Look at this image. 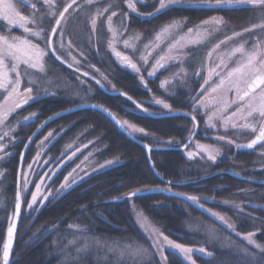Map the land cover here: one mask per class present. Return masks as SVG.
<instances>
[{
	"label": "trees",
	"instance_id": "trees-1",
	"mask_svg": "<svg viewBox=\"0 0 264 264\" xmlns=\"http://www.w3.org/2000/svg\"><path fill=\"white\" fill-rule=\"evenodd\" d=\"M122 4L123 2L120 0L119 9L125 11L126 7ZM191 8L175 10L171 17L165 16V19L158 17L157 20H152L131 17L129 31L142 33L143 38L149 41L159 27L173 19L184 20L186 18L188 20L187 26L195 27L202 20L217 14L227 18L225 21L229 23L230 30L233 31H243L253 21L251 16L253 10H239L240 13L237 11L227 12V15L220 10ZM254 12L256 15V11ZM83 32L87 34L90 29L85 27ZM101 34L104 33L101 32ZM100 36L99 33L91 36L95 43L94 49H97L98 54L91 51V54H87L88 59H85L86 61L79 67L82 71H88L100 79L97 73L88 67L89 64H94L96 68L100 69V72L108 76L111 84H114L118 90L127 92L135 101L147 108L148 112L136 108V105L127 100L126 97L113 95L112 93L116 92L112 91L111 85L107 81L102 80L105 88H100L94 80L82 77L83 80L87 81L84 84L87 86L81 88L79 81L76 80L78 74L65 65L60 66L59 72L55 67L50 68V79L59 82L54 83L55 87H59L62 82L74 86L76 91H79V95L89 100L87 104H103L118 118L127 119L140 127H144L150 135L143 136L137 133L132 136L151 146V159L148 160L146 150L139 143L120 131L99 110H82L52 123L46 130L57 129L58 138L56 147L48 154L57 158L61 152L64 154L66 145L77 139L87 147L83 146L78 148L79 151L75 150L74 158L80 159L91 148L93 142H97L102 148L100 159L103 161L105 156V160H116L118 163L86 176L72 189L67 190L62 195H56L37 214L35 212L30 215H22L10 264H64V257L60 253L59 247H62L68 239L72 238L73 232H77L75 228H69V225H80L87 229L88 236L94 235L109 241L125 239L128 242L138 241L145 246L144 233L136 222L133 202L115 198L137 187L167 188V181H172V192L146 191L140 198H134V203L153 226L158 227L170 239L192 247L194 250L193 258L196 259L197 264H250V258H246L237 251L241 247L248 248L250 252L256 251L255 254L259 259L258 249L248 245L242 236L250 231L255 232L254 239L256 242L264 245V197L261 195L264 193V186H261L257 191L260 193V197L256 198L253 196L257 195V192L251 194L248 192L252 188L256 189L252 184L231 177L227 173L215 174V171L222 166H230L233 162L248 168L252 158L251 152L244 153L247 154L244 156L240 153L233 156L234 152L231 150L226 154V160L214 165L191 161L186 158L184 152L176 149L180 146L175 143V141H179L181 144L187 143L189 131L192 129L191 118L179 115L157 119L152 116L168 113L167 110L153 102V96L166 99L173 106L175 113L182 114L190 110L189 94L198 90L201 84V78L191 75L197 67L192 65L187 67L189 70L187 85L176 83L175 87L170 88V91L175 93L174 95L166 94L164 89L160 87L161 79L165 76L164 73L158 79L149 78L144 74L148 82V88H145L137 74L121 68L115 62L112 52L109 49L106 50L104 45L99 44L97 38ZM70 37H72L71 34ZM85 38H88V35ZM88 45H85V50H88ZM196 53L197 55L200 54L199 51H194L189 59L196 58ZM74 54L77 56V53ZM55 63L60 64L54 58L49 62L51 67ZM175 70L176 68H173L171 71ZM89 87L92 89L91 92L87 91ZM148 89H151V92ZM72 94L74 93L66 96L59 90L48 91L46 98L42 100L43 111L47 114L44 119L47 120L48 117L60 112L82 106L83 104L73 101ZM197 119L199 124L203 125V117L198 116ZM40 122L43 123V120ZM36 127V125L30 127L29 132L25 135H22V132H18L19 135L16 134V137L22 139L14 156V163L4 168L6 171L5 184H3L5 204L2 210L6 206L4 211L6 214L0 211V253H2L3 243L6 241V233L12 215L19 172V154ZM169 139H172L174 143L167 144L166 141ZM35 151L36 144L29 150L27 157L29 161L35 157ZM72 153L73 151L66 153V161L69 156H72ZM150 162L155 165V169L151 167ZM77 165L79 164L77 163ZM228 169L232 170L229 167ZM71 171V168H63L62 173H59V180ZM175 192L200 197L205 208H211L229 220H238V216L243 218V222L233 223L235 231L227 230V234L233 238L235 243L231 248L234 249L232 253H229V250L224 248L220 242L214 243V240L205 235L206 227L212 228L218 233L219 231L216 229H223L222 223L208 212L197 207L192 201L184 199V196L173 195L172 193ZM225 201L229 203H225ZM248 203L251 204L248 205ZM252 203L254 204L252 205ZM238 204L244 208L243 212L236 207ZM237 231L241 233V236L236 235ZM67 234H69L68 237ZM199 247H205L208 251L213 252V256L199 253ZM165 255L167 256L166 262L155 260L153 264H188L174 250L167 251ZM113 259L114 257L109 253L106 264H112ZM1 263L2 261H0ZM80 264L86 263L80 262Z\"/></svg>",
	"mask_w": 264,
	"mask_h": 264
},
{
	"label": "snow or ice",
	"instance_id": "snow-or-ice-1",
	"mask_svg": "<svg viewBox=\"0 0 264 264\" xmlns=\"http://www.w3.org/2000/svg\"><path fill=\"white\" fill-rule=\"evenodd\" d=\"M122 2L126 5L128 11L119 9L118 0H111V2H107L106 6H97L95 8L93 6L99 5L100 0H83L82 3L78 2V0H62V6L58 0H42V2L41 0H35V2L33 0H0V161L11 155V152H6L5 149L8 148V143H14L16 139L12 134L17 131V127L8 123L9 118L18 109L28 105L30 101L38 99L40 92L48 94L49 87L54 83H59L50 79L49 62L53 58L61 65H66L78 74L76 80L79 81L81 88L87 83L82 77L94 80L95 84L99 85L100 88H105L102 80L107 81L111 85L113 92L132 101L136 108L141 111L148 112L147 108L135 101L127 92L118 90L114 84H111L108 76L100 72V69L96 68L94 64H89L88 67L100 72L102 79L96 78L95 75L88 71L81 70L79 67L81 61L72 54V40H68L67 46L64 43L65 26L68 18L73 13L79 12L82 15H86L91 34L88 44L92 47L95 46V43L91 36L97 34L98 22L103 19L106 23L107 31L110 33L107 40V48L122 67L130 69L138 75L140 82L145 88H148V82L143 74L144 70H146L147 77L151 78L156 77L161 70L167 71L170 67H175L176 70L161 79L160 82V87L164 89L166 94L174 95L175 93L171 92L169 88V86L175 87L174 81L187 85L189 70L185 66L186 53L184 50L189 46H198L210 41L215 33L222 30L226 21L222 16H212L202 20L195 27H187L186 18H184L183 22L173 19L159 27L154 32L152 39L143 44V51H141L139 60H137L117 48V45L122 43L125 49H132L135 52L137 49L134 42L138 43L142 39V33L125 36L130 30V13H135L138 16L153 17L175 6L201 9L251 6L252 8L264 10V0H154V10L147 13L140 12L137 7L143 0H122ZM38 4H40V7L37 6ZM18 5L30 8L31 13L25 14ZM113 18H119V23L114 24ZM46 24L49 25L48 28L45 27ZM257 29L264 33V20L244 28L242 32L234 31L232 35L218 39L207 51L205 63L202 66H198L191 73L192 76L199 77L203 81L198 90L189 94L190 110L182 113L184 116L191 118L192 129L189 131L187 143L181 144L179 141H175L177 146L187 149L186 155L189 160L199 156L201 159L206 158L208 161L215 163L221 153L220 142L234 145L237 149H254L257 145L264 149V36L257 35L251 39V43L249 39H243L244 33H251ZM53 37L57 38L58 46L53 42ZM237 38L242 39L237 40ZM229 42L233 43L230 44ZM153 52H157V56L149 67V57L152 56ZM80 55L88 59L83 51H80ZM214 55L215 60H213ZM201 73L206 74L202 76ZM148 90L151 92V89ZM87 91L91 92V87ZM77 95H79V91H77ZM153 102L156 105H160L167 112L175 114L173 106L166 99L153 96ZM82 106L98 109L106 113L116 125L130 136L137 133L143 136L150 135L144 127H140L127 119L118 118L114 112L103 104L93 103ZM35 116V112L29 113V115L23 117V121H17V124L28 122ZM198 116L205 117L204 124L206 128L216 131L213 139L217 143L205 144L199 140H193L196 129L199 126ZM49 119H52V117H49ZM40 127H43V124ZM245 132L251 133L252 138L247 143H238V134ZM229 133H232V135ZM50 137H53L52 131H49L43 140L40 141L38 149ZM5 138H7L8 143L3 142ZM31 142V137H29V143ZM166 143L173 144L174 141L169 139ZM192 143H195V151L189 148ZM84 146L87 147V145ZM24 147L27 149L28 145L25 144ZM70 147L71 144L66 145L65 150ZM144 147L151 153L152 148L149 144H145ZM76 151H79V149H76ZM75 154L76 152L73 151L72 156H75ZM260 154L264 156V151H261ZM41 155L42 152L38 150L32 161L26 162L24 153H20L21 166L27 163L30 174L35 175L40 182L34 184L35 191L31 192V200L23 199L19 189L16 192L14 209L7 229V239L3 243L2 253H0L2 264H9L14 233L17 221L21 216L22 206H26V210L29 211L39 210L37 207L38 200L40 201V206H42L44 201H48L49 197H53L51 189L48 190L46 195L42 193V187H47L44 183V177L48 176V172H44L41 175L33 171V167L39 162ZM61 155H63V152H61ZM72 156H69L68 159L71 160ZM84 160H88V156H85ZM83 162L81 161V163ZM44 163L47 164L48 160H45ZM113 163V160H107L100 164L99 168H104ZM76 167L79 168L80 165ZM153 169H155V165H153ZM75 172L76 168H73L71 172L63 177L59 188L56 189L57 196L62 195L77 183L73 176ZM156 174L159 175V173ZM20 175L24 176L23 190L28 191L30 183L27 179L28 174L21 173ZM52 175H56V172H53ZM3 176L4 171L0 170V178H3ZM166 183L168 185L167 188L137 187L115 198L133 202L136 222L144 230L147 239L151 241L150 247H145L138 241L128 242L126 239L109 241L94 235L88 236L87 229L82 228L80 225H69V228L76 229L77 234H74L72 240H68L62 247H59V251L64 257V264H79L93 249L97 252L104 249V259H107L110 253L114 257L112 264H153V257L156 255H159L162 262H166L167 256L164 254L166 249L179 253L188 264H197L196 259L193 258L194 250L192 247L170 239L158 227L151 225L148 222V218L136 208L134 203V198H140L146 191L172 192V181H167ZM172 194L184 196L186 200L192 201L197 207L208 212L216 220L235 231L234 225L230 223L229 219L211 208H205L200 197L180 192ZM225 203L229 202L225 201ZM236 207L241 212L244 211L241 205L238 204ZM205 230L210 238H216L214 229L206 227ZM236 235L241 236V233L237 231ZM255 235V232L250 231L243 235L242 239L247 241L248 245L258 249L259 254H264V245L256 242L254 239ZM237 251L246 258H250V264H264V255H260L258 259L257 254H253L246 247L238 248ZM73 252L75 255H72ZM198 252L213 256V252L208 251L205 247H199Z\"/></svg>",
	"mask_w": 264,
	"mask_h": 264
},
{
	"label": "flooded vegetation",
	"instance_id": "flooded-vegetation-1",
	"mask_svg": "<svg viewBox=\"0 0 264 264\" xmlns=\"http://www.w3.org/2000/svg\"><path fill=\"white\" fill-rule=\"evenodd\" d=\"M119 1L120 0H118V2ZM33 2H35V0H33ZM41 2H42V0H41ZM58 2L61 3V6H62V0H58ZM78 2L82 3L83 0H78ZM107 2H111V0H100L99 5H94L93 8H95L97 6L104 7V6L107 5ZM122 5H124V4H122ZM37 6L40 7V4H38ZM124 6L126 7V5H124ZM154 6H155L154 0H143L142 3H139L137 5L138 10L140 12H142V13H147V12L153 11L154 10ZM18 7L25 14H30L31 13V9L28 8V7H25L23 5H18ZM194 8H196V7H194ZM181 9H192V8L191 7H188V6H175L173 8L167 9V10H165V11H163V12H161V13L153 16V17H148L146 15L145 16H138L135 13H130V21H129V23L132 20L131 17H134V18L140 17L141 19H152V20H154V19L157 20L156 18H158V17L160 19H165V16H170L171 17L172 14L175 13V10H181ZM196 9H200V8H196ZM230 9L231 10L232 9H236V10H246V9L247 10H253L252 11V14H251L252 19H253V21L251 22V25L256 20L264 17V10H261V9H258V8H252L251 6H235V7H232V8H220V9H211V10H220V11H222V10H229L230 11ZM125 11H128L127 7H126V10ZM254 11H256V15H254L255 14ZM70 12H71V10H70ZM73 15H74V17L71 16V18H73V24H75V23L78 22L79 18L77 17V13H73ZM214 16L219 17V15H217V14L214 15ZM180 21L183 22V20H180ZM187 23H188V20H187ZM45 27L48 28L49 25L46 24ZM228 28L230 30V27H228ZM73 29H74L73 36L74 35H77V31H76L75 27H73V26H72V29H71V34H72ZM102 32L106 35L105 29H102ZM233 32L234 31L231 30V31H228V33H225V34L224 33H220L219 35H232ZM128 33L131 34V35L136 34V33L131 32V31H129ZM16 34H19V33H16ZM262 34L263 33L260 32V34H257V35H260L261 36ZM142 38H143V36H142ZM55 39H56V37H53V41ZM144 40H146V39H144ZM118 50L124 51L127 54L133 56L135 59L139 60V58L136 57L135 53L133 51H131V50H123V49H119V48H118ZM199 53H201V52H199ZM72 54L74 56H76L74 53H72ZM112 56H113L115 62L121 68H123L125 70H128V71H131L130 69H127V68L122 67L120 65V63L117 61L116 57L113 54H112ZM188 59H189V57L187 59H185V66L188 67V68L191 65L192 66H195V67H198V66H202L204 64L203 63V56L200 55V54L198 56H196V58H194V59H191V60H188ZM60 66H61V64L58 65V64L55 63L51 67V64H50V68L55 67V69L58 70V72L61 70V67ZM65 67H67V66L65 65ZM173 68H175V67H173ZM162 73H164V75L166 74L165 71L162 72ZM162 73L157 74L156 77H151V78L152 79H158L161 76ZM202 82L203 81H201V83ZM176 83H180V82H178V81L174 82V84H176ZM180 85H183V84L180 83ZM169 88H172V86H170ZM46 96H47L46 93L40 92L38 94V99H36L34 101H30L28 105H25L22 109H18L17 112L14 113L13 116L9 118L8 123L9 124H12V125H16L17 131L12 134L16 138L15 141H14V143H8V140L7 139H5V141H3L4 143H8V148H6L5 151L6 152H11V155L6 156L3 161H0V169L4 171L3 178H0L1 179L0 182L3 181L2 182V185L5 184L4 181H5V176H6V173H5L6 171L4 170V168H5V166H10L11 164L13 165V163H14V156L16 155V151H17V149H18V147L20 145L21 139H22L21 137L20 138L19 137H16V134H18V132H22V135H25V134H27L29 132L30 127L32 128L33 126L37 125L40 120H43V122H44V120L46 121V119H44V118L46 117L47 114L43 111V106L44 105H43V102H42V100L45 99ZM32 112H35L36 113V116L34 118H32L28 122H22V123L17 124V121H23V117L26 116V115H29V113H32ZM165 114H172V113H169L168 112V113H164V114H160V115H165ZM152 116H158V115H152ZM204 119H205V117H203V120ZM41 124H42V122H40L37 125V127L35 128V130ZM200 127L203 128V132H204V130H205L204 129L205 128L204 121H203V125L199 124V126H198L199 132L200 133H203L202 131H200L201 130ZM46 129L42 132V134L38 137V139L33 143V145L36 144V146H37V144H40V141L43 140V138L47 135V133L49 131H52L53 132V137H50L49 140L45 142L46 145H45V147L43 149L44 154L41 155L39 162L37 164H35V168L33 170H35V172L40 173L41 175H43L44 172H48V176H45L44 177V183H45V185H47V187H44L45 188L44 194H45V192L47 194L48 190L51 189L53 191V197H55L56 196V189L59 188V184L63 180V178H61L59 180V178H58L59 173L61 172V170L63 168H66V169H68V168H71V169L76 168V172L73 173V176L75 175L77 177V175H78V169L79 168H77L76 166H77V161L79 160V158H74L75 156H72V159L71 160L68 159L66 161L65 160L66 159V154L65 155L64 154L63 155L60 154L57 158H55L54 156L48 154V153L51 152V150H53L56 147V143H57L58 136H57V129H51V130H46ZM34 131H33V133H34ZM240 137H241L240 138V143L243 144V143H247L248 140H250L252 138V135L248 136L247 138L244 137V136H240ZM197 138H198V133H197L196 137L194 138V141L197 140ZM208 138H210V137H208ZM244 139H247V140L243 141ZM203 141L205 143H208V144L210 143V142H206L205 140H203ZM201 143H203V142H201ZM25 144H26V142H25ZM193 144L194 143H192L189 146L190 149L193 147ZM220 144H221V147L224 145L221 142H220ZM181 148L182 147H178L176 149L178 151L184 152V154H185V156L187 158V155H186L187 149L181 150ZM23 149H24V147H22L21 152L23 151ZM222 149L224 151V154H228L231 150H233V152H234L233 156H236L238 153H240L241 155L244 156V155H247L249 152H251L250 156L252 158H251V161L249 162V167L248 168H244L242 165H238V164L236 165L232 161L233 163L230 166H227V167L226 166H222L219 170L215 171V174H225V173H227L231 177H234L236 179L243 180V181H246L247 183L252 184L254 187H256V189H253V188L250 189L248 191V192H250L249 194L256 193L260 189L261 186H264V184H261V183H264V156H262V155L259 154V151L261 150V146L260 145H257L256 148H254L253 150H243V149H237V148L236 149H234V148H231V149L230 148H222ZM28 153L26 154L24 160L26 162H31L32 160L29 161L27 159ZM244 153H247V154H244ZM199 159L201 160V158L197 156V159H195V161H199ZM45 160H48V163L47 164L44 163ZM222 161H224V160H222ZM222 161L219 160L215 164L222 163ZM212 164H214V163H212ZM19 167H20V154H19ZM36 167H37V169H36ZM228 167L230 169H232V170H229ZM26 169H27V163L23 164V166H22V173H24V174L28 173V175H30L29 176V179H31L32 181H31V183H29L30 186L28 188V192L27 191H23L22 188H23L24 176L21 175V190L20 191H21L22 198L23 199L26 198V200H28V197L31 196V193L30 192L31 191H35L34 184L35 183H39L40 181H39V179H37V177L35 175L30 174V170H29V172H27ZM57 169H59V171H57ZM53 172H56V175H52ZM80 181L81 180L77 181V183L74 184L70 189H72L74 186H76ZM55 186H57V187H55ZM70 189H68V190H70ZM17 190H18V177H17V182H16V192H17ZM4 191L5 190H4V186H3L2 187V194L4 193ZM16 192H15V195H16ZM15 195H14V201H13L12 211L14 209V204H15ZM257 195H260V193L257 192ZM261 195L264 197V193H261ZM255 196L256 195H254L253 197H255ZM53 197H49V200L46 201L43 204V206L38 207L39 210L29 211V210H26V208H24V206H22L20 221H21L22 215H26V214L27 215L28 214L30 215V214L35 213V212L37 214L40 210H42V208H44L49 202H51L52 199H54ZM250 204L251 203H249L248 205H250ZM253 204L254 203H252V205ZM5 210H6V206H4V209L1 210V212L4 213ZM229 221L232 222V223H237V220H234V219H230ZM6 235H7V233H6Z\"/></svg>",
	"mask_w": 264,
	"mask_h": 264
},
{
	"label": "rangeland",
	"instance_id": "rangeland-1",
	"mask_svg": "<svg viewBox=\"0 0 264 264\" xmlns=\"http://www.w3.org/2000/svg\"><path fill=\"white\" fill-rule=\"evenodd\" d=\"M120 5H119V2H118V7H119ZM232 10H234V11H232ZM230 9V11L229 10H222L223 11V13L224 14H227L228 15V13L227 12H231V13H233V12H238V13H240L239 12V10H236V9ZM67 15V14H66ZM72 17H74V15L72 14L71 15ZM71 16L68 18V22H67V25L65 26V40H64V43H65V46H67V43H68V40L69 39H71L72 40V42H73V53H77V56H78V58L77 59H79L80 61H81V64L83 63V62H85L86 60H85V58L83 57V56H81L80 55V51H83L86 55L87 54H91V51L93 52V53H98L97 52V49H94V47H92V46H89L88 45V40L87 39H89V35L90 34H88V33H90V32H88L87 34H84V32H83V28H85V27H87L88 29H89V26H88V23H87V19H86V15H82L81 13H79V12H77V17L79 18V19H81V21H79V22H77V23H75V24H73V18H71ZM219 17H221L220 15H219ZM226 17V16H225ZM224 20H227V18H224ZM261 20H264V17L263 18H260V19H258V20H256L253 24H256V23H259ZM119 23V18H114V24H118ZM72 26L73 27H75V29H76V31L78 32V35H75L74 37H73V34H74V29H73V31H72V34H71V29H72ZM78 26V27H77ZM251 26V25H250ZM250 26H248V27H250ZM228 27H230V25H229V23L228 22H226V24L223 26V28H222V30L220 31V32H218V33H215L214 34V36L211 38V40L210 41H208V42H205V43H203V44H201V45H198V46H189L188 48H186L184 51H185V53H186V56H185V59H187L188 57H190V55L194 52V51H199V52H201L200 53V55H202L203 56V63H205V60H206V56H207V51L211 48V46H212V44L213 43H215L218 39H223L225 36H227V35H219L220 33H228V31H231V30H229V28ZM102 29H105V32H106V35H102L101 34V32H102ZM107 29V26H106V23L103 21V19L100 21V22H98V26H97V32L99 33V35H101L100 37H98L97 39L99 40V44L100 45H104L105 47H106V50L108 49L107 48V40H108V38H109V36H110V33H108V31L106 30ZM242 32V31H241ZM70 34H71V36L72 37H70ZM108 34V35H107ZM257 34H260V30L259 29H257V30H254L253 32H251V33H244V36H243V39H249V42L251 43V39L252 38H254V37H256L257 36ZM88 35V38H85L86 36ZM128 35H131V34H129V33H127L125 36L127 37ZM134 35V34H133ZM79 36V37H78ZM261 36H264V33L261 35ZM240 39H242V38H237V40H240ZM76 42H77V44H76ZM148 41L147 40H144L143 38L137 43V42H134L135 44H136V51L134 52L135 53V55H136V57H138L139 58V56H140V54H141V51H143V44H145V43H147ZM54 43H56L57 44V46H58V41H57V38L54 40ZM230 44H232L233 42H229ZM85 45H88V50H85L84 48L86 47ZM117 47L119 48V49H123V50H131L132 51V49H125L124 47H123V44L121 43V44H118L117 45ZM87 49V48H86ZM159 51V50H158ZM157 56V52H153L152 53V56L151 57H149V67H150V65H151V63L152 62H154V58ZM195 56V55H194ZM196 56H198L197 55V53H196ZM83 57V58H82ZM83 60V61H82ZM188 60H191V59H188ZM213 60H215V55H214V57H213ZM80 64V65H81ZM172 68L173 67H170L167 71H165V70H161V72L160 73H162V72H166V74H165V76L163 77V78H165V77H167V76H169L170 74H171V72H173V71H171L172 70ZM90 69H91V71H93V72H95V73H97V76L100 78V79H102L101 78V76H100V72H96L93 68H91L90 67ZM160 73H157V74H160ZM143 74H146V70H144L143 71ZM206 73H201V75L203 76V75H205ZM147 75V74H146ZM197 78H199V77H197ZM201 81H202V79H201ZM174 82H176V81H174ZM179 82V81H178ZM56 85L55 84H53L52 86H50L49 87V89H48V91H54V90H56V91H58L59 90V92H61V93H63V94H65L66 96L67 95H69L70 93H74V94H72V99H73V101H75V102H77L78 104H83V105H85V104H87L88 102H89V100L88 99H84L85 97L84 96H81V95H77V91H76V88L74 87V86H69V85H66V82H62L61 83V85L59 86V87H55ZM83 86H87V85H83ZM170 87V86H169ZM229 96H231V94H229ZM37 126V125H36ZM200 131H202L203 132V128L202 127H200ZM205 130H204V132L202 133V134H200V132H199V130H198V135H199V137L197 138V140H199V141H201V142H203V143H205L203 140H205L206 142H210V143H217L214 139H213V137L216 135V131L215 130H213V129H209V128H206V126H205V128H204ZM230 135H232V133H229ZM239 135V139L237 140V142L238 143H240V136H244V137H248V136H250V135H252L251 133H247V132H245V133H241V134H238ZM206 137V138H205ZM208 137H210V138H208ZM5 139H7V138H5ZM245 140H247V139H244L243 141H245ZM46 142V141H45ZM209 143V144H210ZM222 143V142H221ZM71 144V147L70 148H67V150H65L64 149V154H66V153H70V152H72V151H75L76 149H78V148H80V147H83L84 145L79 141V140H77V139H75L73 142H71L70 143ZM205 144H208V143H205ZM224 144V143H223ZM38 145L39 144H37V146H36V151L35 152H37L38 150L39 151H41L42 152V154H44V152H43V149H44V147H45V143H44V145L41 147V148H39L38 149ZM34 145H32V147H33ZM222 148H234V149H236V147L234 146V145H227V144H224L222 147H221V153H220V155L217 157V159H216V162L217 161H222V160H226V158H227V155L226 154H224V151H223V149ZM191 150H193V151H195V143L193 144V147L191 148ZM102 148H101V146H100V144L99 143H97V142H93V144L91 145V148L87 151V152H85L83 155H82V157L77 161V163L80 165V167H79V169H78V175H77V177L74 175V177H75V179L77 180V181H79V180H82L81 179V177H83V178H85L86 176H88V175H91L92 173H95V172H98V171H100V170H102V169H105V168H108V167H110V166H113V165H116L118 162L116 161V160H113L114 161V163L113 164H111V165H107L106 167H104V168H99V165L100 164H103L105 161H107V159L105 160V156L103 157V161H102V159H100V156H101V154H102ZM261 151H264V149H261L260 151H259V154L261 153ZM89 153H91V155H89ZM261 155V154H260ZM85 156H88V160H84V157ZM199 157V156H198ZM195 159H197V157L195 158ZM195 159H192L191 161H195ZM81 161H84L83 163H81ZM198 162H201V163H210V164H212L213 162H211V161H208L206 158H204V159H199V161ZM215 162V163H216ZM214 163V164H215ZM213 164V165H214ZM35 168V165H34V167H33V169ZM36 169H37V167H36ZM94 169H96V170H94ZM1 170V169H0ZM26 171L27 172H29V169L27 168L26 169ZM33 171H35V170H33ZM26 174H28V173H26ZM29 176L30 175H27V179L30 181V183H31V179H29ZM1 180V179H0ZM2 182L3 181H1L0 182V211L2 210V208H3V205L5 204V201L3 200L4 199V197H3V194H2V187H3V185H2ZM29 186L30 185H28V188H29ZM22 190H23V188H22ZM24 191V190H23ZM44 191H45V188L44 187H42V193L44 194ZM28 192V191H27ZM31 192H33V191H31ZM30 192V193H31ZM44 195H46V192H45V194ZM258 197H260V195H256V198H258ZM42 198V197H41ZM26 199V198H25ZM28 200H31V196L30 197H28ZM46 201H44V203H45ZM43 203V204H44ZM249 204V203H248ZM43 206V205H42ZM37 207H40V201L38 200L37 201ZM24 208H26V206H24ZM4 214H6V212L4 213ZM237 214L239 215V213L237 212ZM238 218V222L240 223V222H243L244 220H243V218L241 217V216H238L237 217ZM148 222L151 224V225H153L149 220H148ZM222 223V222H221ZM230 223H232V222H230ZM233 224V223H232ZM140 226V225H139ZM222 226H223V229H219V228H217L216 230L217 231H219L218 233H216V231H215V239H212V238H210L209 236H208V234H207V232L205 233V235L206 236H208V238L209 239H212V240H214V243L216 242V243H221L222 245H224V248H226V249H228L229 250V253H232V251L234 250H232L231 248L233 247L232 245H235V243H234V241H233V238H230L229 237V235L227 234L228 232H227V230H232V229H229L228 227H227V225H225L224 223H222ZM143 230V229H142ZM143 233H144V239H145V242H146V245H145V247H150V244H151V241L150 240H148L147 239V236H146V234H145V232H144V230H143ZM74 234H77V232H73L72 233V238H70V239H68V240H72L73 239V236H74ZM227 235H228V237H227ZM67 237L69 236V234H67L66 235ZM253 248H255L254 246H252ZM256 249V248H255ZM257 250V249H256ZM167 251H172L171 249H166L165 250V253L167 252ZM253 252V251H252ZM256 252V251H255ZM255 252H253V254H255ZM257 252H258V255L260 256V254H259V250H257ZM98 253H100V255H97ZM97 253V251L95 250V249H93L86 257H84L80 262H84V263H86V264H106V262H107V260L106 259H104V249H101L99 252ZM164 253V254H165ZM72 255H75V253L73 252L72 253ZM63 256V255H62ZM64 259V258H63ZM155 260H160L161 261V258L159 257V255H156V256H154L153 257V263H155ZM80 262H79V264H80Z\"/></svg>",
	"mask_w": 264,
	"mask_h": 264
},
{
	"label": "water",
	"instance_id": "water-1",
	"mask_svg": "<svg viewBox=\"0 0 264 264\" xmlns=\"http://www.w3.org/2000/svg\"><path fill=\"white\" fill-rule=\"evenodd\" d=\"M113 95H118L117 93H112ZM87 109H93V108H90V107H84V106H79V107H75V108H72V109H69V110H66V111H63V112H60V113H58V114H56V115H54V116H52V119H47L46 121V123H45V121L42 123L43 124V127H38L37 129H39V131H37V129L35 130V135H31V140H32V142L31 143H29V139H28V141L26 142V144L28 145V147H27V149H25V147H24V149H23V153H24V158H25V156H26V154L29 152V150H30V148H31V146L33 145V143L38 139V137L42 134V132L49 126V125H51L52 123H54V122H56L57 120H59V119H61V118H63V117H65V116H68V115H71V114H73V113H76V112H79V111H82V110H87ZM96 110H98V109H96ZM100 111V110H99ZM102 112V111H101ZM102 113H104V112H102ZM107 117H108V119L112 122V123H114V125L118 128V129H120V131H122L125 135H127L129 138H131L133 141H136V143H139L144 149H145V147H144V143H142L141 141H138L137 139H135L132 135L130 136V135H128V133L126 132V131H124V130H122L118 125H116L115 124V122L106 114V113H104ZM179 115H183V114H181V113H175V114H165V115H158V116H153V117H155V118H157V119H164V118H170V117H175V116H179ZM197 133H198V128L196 129V134H195V136L193 137V140H194V138L196 137V135H197ZM146 150V153H147V157H148V160L150 161V159H149V157H150V153L147 151V149H145ZM181 150H185V149H183V148H181ZM243 150H253V149H243ZM150 165H151V167L153 168V163L152 162H150ZM22 173V166H21V163H20V167H19V172H18V189L19 190H21V174ZM261 184H264V183H261ZM184 198V197H183ZM185 199V198H184ZM22 211V210H21ZM19 222H20V217H19V219H18V221H17V227H16V230H15V233H14V238H13V246H12V250H11V253H10V257H9V264H10V262H11V259H12V256H13V252H14V247H15V241H16V235H17V230H18V226H19ZM6 239H7V235H6ZM2 264V263H1Z\"/></svg>",
	"mask_w": 264,
	"mask_h": 264
}]
</instances>
